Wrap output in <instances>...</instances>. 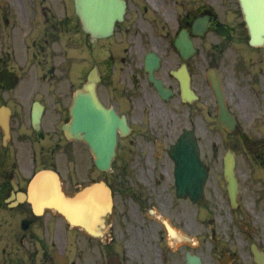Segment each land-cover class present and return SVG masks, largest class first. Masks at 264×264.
<instances>
[{
    "label": "flooded vegetation",
    "instance_id": "af4514ba",
    "mask_svg": "<svg viewBox=\"0 0 264 264\" xmlns=\"http://www.w3.org/2000/svg\"><path fill=\"white\" fill-rule=\"evenodd\" d=\"M124 2V19L106 38L82 31L74 0L0 3V107L8 109L10 126L7 138L0 125L1 202L26 190L23 181L37 168L62 169L65 153L69 165H78L75 148L79 142L67 139L62 126L71 116L75 90L91 71L100 77L96 85L100 102L125 116L135 132L134 138L120 137V148L135 144L140 135L141 143L151 149V155L132 153L135 156L116 161V179L121 181L114 186L110 174L114 208L105 236H84L77 229L80 235L71 242L62 237L43 238L35 235L33 221H24L29 235L0 238L8 242L0 264H56L57 250L70 264H188L186 256L193 250L190 230L198 221L208 222V198L194 204L190 197L178 195L176 162L168 152L184 130L206 132L210 126L204 116L218 117L209 80L213 68L220 73L228 108L243 119L234 132L240 176L238 209L249 214L239 221L247 241L236 236L229 240L227 230L218 236L212 229L218 253L210 255L211 264H259L252 246L264 251V60L224 63L227 50L240 54L234 42L248 43L239 0ZM212 36L220 42L209 44ZM189 43L196 51L190 56L185 55ZM236 55L230 61L237 60ZM180 76L188 81L187 97ZM36 112L42 116L39 129L32 123ZM216 123L212 128L224 132ZM243 144L248 149L241 151ZM134 160L144 164L141 172L139 167L130 171L128 165ZM218 160L223 168V155ZM223 180L221 187H226ZM193 207L198 214L194 223ZM167 222L176 237L169 234ZM201 259L208 264L206 255Z\"/></svg>",
    "mask_w": 264,
    "mask_h": 264
},
{
    "label": "water",
    "instance_id": "95a60500",
    "mask_svg": "<svg viewBox=\"0 0 264 264\" xmlns=\"http://www.w3.org/2000/svg\"><path fill=\"white\" fill-rule=\"evenodd\" d=\"M76 2L83 27L89 33L98 35L109 33L113 29L115 20L122 16L123 8L119 0H76ZM241 3L254 41L262 42L264 40V0H241ZM88 100L89 98L84 99L82 97L76 105L74 121L67 127V133L69 136L86 140L95 148L97 155L103 157V162H99V164L102 166L108 165L115 153V125L117 122L108 115L106 118L103 116V119H101L100 114L102 113L93 111ZM86 101L88 105L85 104ZM193 144H196L194 140ZM187 156L190 160L188 165L194 166L191 172L198 174L196 166L200 164V157L197 145H195V152ZM233 167V161H230L226 166L228 188L232 198L237 192V181ZM45 173L49 172H42L35 181L34 189L37 201L34 202V205L37 207L41 205L39 203L41 202L42 205L54 206L64 213L72 223L82 224L87 230H92V224L100 220V212L98 210H92L93 212H91L89 206L91 205L89 201L90 191H86L76 198H66L58 185L54 191L51 190V187H48L46 191H39L42 185L39 187L38 185L45 177ZM205 179L206 173L202 174L201 179L198 176L193 177L192 181L194 183L200 180L203 186ZM187 181L189 182L190 179ZM193 189L195 191L197 187ZM92 217L94 218L93 222Z\"/></svg>",
    "mask_w": 264,
    "mask_h": 264
},
{
    "label": "rangeland",
    "instance_id": "374dc122",
    "mask_svg": "<svg viewBox=\"0 0 264 264\" xmlns=\"http://www.w3.org/2000/svg\"><path fill=\"white\" fill-rule=\"evenodd\" d=\"M217 38V39H216ZM214 38L213 36L210 37L209 39V44H213L214 42H220V38L216 37ZM216 39V40H215ZM211 46L209 45V49L211 51ZM217 52L219 50H216ZM264 54V50H261V53H259V55H263ZM236 55L233 49L227 50V52L224 54V58L225 64H230V59ZM205 122L207 124V126H210L209 129L207 128V131H203L200 130L199 135L201 136V142L203 145V153H204V157L205 159L208 161L209 165L211 166V175H210V180H209V186H208V193L206 194L207 198H208V213L207 216L210 217H216V221H220L218 222V231L222 232L223 230H227L229 233L228 235L230 236L229 240L234 239L232 236H236V238L240 237H245L244 233H243V227L242 225L239 223V220L241 219V214H233V212L228 208V202H227V198H226V193L223 191L221 185H222V181H221V171H220V165L217 161V158L219 156V153H221V151H224V146L226 144V142H230L232 145H234L235 140L237 139L236 136L234 135H227L225 133H222L220 131H218L217 129H213V125H214V121L213 118L210 114H208V116H204ZM249 134L252 135V132H250ZM257 134V133H254ZM135 135H133L131 138H134ZM143 141V138H141V136L139 135L138 137H135V144H133V146H127V148H122L121 147V151H120V157L122 156H126L128 150L133 151L134 153H136V156H139L138 154L140 152H142V154L145 152L146 155H150L149 151L150 148L148 145H145L144 143H141ZM147 149V150H146ZM241 151L247 150L248 146L246 144H243L242 146H240ZM79 156H80V163L78 164V170L80 171V175H75L77 171V167L74 165H69L67 162V155H65V161L64 164L61 165L62 167V175L63 177H65V183H66V189L72 191L73 190V181L76 180V178H81L83 176H86L84 174V171L86 170L87 166H90L89 164H86L87 160L86 157L88 158L89 152H88V148L83 145L80 144L79 147ZM166 155V154H165ZM164 155V156H165ZM86 164V165H85ZM139 165V172H141L143 165L142 163L134 160L133 163H131L129 165V169L131 171H136L134 169V166ZM86 167H85V166ZM150 168H152L151 166H149ZM112 178H114V175H112ZM119 180V178H118ZM223 186V185H222ZM214 207H216V209H214ZM19 209L13 210L11 211V216L12 218L8 220H12L14 215L18 212ZM23 213L22 218L25 216L27 217H31L32 213L30 212V208L29 206H27L26 208H24L22 210ZM249 214V211L246 210L244 213V216H247ZM192 216H193V220L192 223H194L197 218H198V214H197V208L193 207L192 208ZM45 221V218H40V221ZM59 220H62V218L59 217ZM13 221V220H12ZM47 221V226H49V234L47 236H55V226L54 224H49L48 225V218L46 219ZM199 225L198 226H194L196 225L194 223V225L192 226V230L191 233L193 232V237H194V252H200L204 255L207 256L208 258V264H211V254H214L215 250L213 249V245L215 241V239H213V237L211 236L210 233V226L206 223H202V222H197ZM7 224V222L5 223V225ZM206 224V225H205ZM1 225H3V223H1ZM205 225V226H204ZM204 226V227H202ZM205 229H202V228ZM119 230L121 229V227H118ZM203 230V234H200V231ZM60 233H62V231H60ZM40 234L42 236H46V232L41 231ZM0 235H9L8 234V228L1 229L0 230ZM74 233L71 234V236H73ZM63 236V233H62ZM227 238V235H226ZM197 244V247H196ZM171 263V262H170Z\"/></svg>",
    "mask_w": 264,
    "mask_h": 264
}]
</instances>
